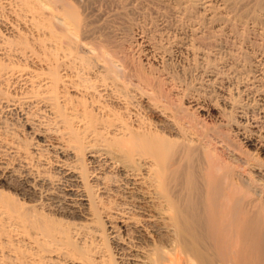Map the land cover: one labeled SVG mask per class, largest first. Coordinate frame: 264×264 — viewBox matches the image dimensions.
<instances>
[{
	"label": "rangeland",
	"instance_id": "1",
	"mask_svg": "<svg viewBox=\"0 0 264 264\" xmlns=\"http://www.w3.org/2000/svg\"><path fill=\"white\" fill-rule=\"evenodd\" d=\"M69 1H72L71 3L73 4L76 3L75 8L72 7V9H76L75 11H77V14L80 15L75 17L76 19L79 18L78 21H80L79 24H76L78 26L80 24L83 26L82 27L80 25V27H77V31L79 30L78 28H81L80 30L82 31L79 30L78 33L77 31H74L76 33L74 34V36L73 34H67V31L65 30L64 32L63 29H61L62 27H58V24H55L56 22H54L56 21L54 20L55 18H52L51 12L47 10L43 11V9H41L42 7L38 6L39 4L37 5L36 0H0V107H2L0 108V192H2L3 195L5 194L4 196L9 197L12 202H15L14 205H17L16 207L19 206L20 209H18L20 212L27 214L26 216L31 217V219H36L38 224L41 223L39 224V228H30V226L24 228L26 230V234L25 232H23L24 234L15 236L12 235V233L11 237L9 238L8 233L5 238L12 241L11 244L14 243L15 247H12H14V249L17 248V256H21L20 254H18L21 250H23L25 254L27 252V254L23 257L24 253H22L23 251H21L22 256L20 259L23 258L24 260H26L25 256H27V262L33 263L38 262L40 257H28V255H31L28 252L32 250L31 246H33L30 242L31 236H36L37 234V236L40 238L41 236H43V232L47 233L52 229H56L54 232L61 231V234L58 233L59 235H62L61 237L71 239V243H74L77 246H79L80 241L83 242L86 240L85 243L88 242L87 244H89V242H91L90 239H92L93 241V239L95 238L96 241L98 239V243L102 242V245L100 244L101 246H104L102 247V251L100 253H97L98 255H96V253H93L95 255H92V259L97 263L100 262L101 259L103 260L110 258L112 255L111 253L115 254L116 256L118 251L122 250V247L123 250L120 252L126 250L127 248L125 247H139L138 249L144 248V250H149L150 253H155L156 251V253L153 254L157 255L159 259L160 257H162L160 256L162 255L161 249L163 251V248L165 249L172 247L170 246V238L174 236L169 235L164 227L166 224L165 221L167 220L165 219V221H158L159 219H157L158 216L156 214L161 210L160 208L162 206L158 203V208L157 202L153 200L154 198L152 199L154 195L152 194L154 187L151 186L150 181H146V178H144L145 175H141L140 177L136 178L139 182L141 181L140 183L135 178L133 180L129 179L128 184H132V188L135 189L121 190L119 189V182L122 183L123 181L125 182V180H123V177L119 173L115 172L112 169H109L110 172L105 171V179L103 178L104 180L102 179V181H104L106 184L108 183L110 192L102 194L101 192H95V202L91 209H89V211L86 209L82 211L78 208L73 209L68 205H65V203H61V205L56 203V206H53L50 203H45L47 202L46 197L43 198L40 195L35 194L33 197L26 198L22 196L15 188L14 185L16 184L19 176L21 177L25 172L23 173V170L18 168L19 166L17 164V157L13 155L12 150L17 149L19 150L20 155L27 154L29 156L28 161L32 165V168H30L28 171L30 173V176H33L32 174L35 172V170L39 173L44 172L45 174L43 173L42 178L49 179L51 184L54 186L61 178V175L55 173V169L60 170L58 165H61L63 161L68 163L70 161L75 162V164H77V166L79 165L78 167L80 169L82 168L83 172H85V176H87L88 178H86V183L90 186L93 193L96 189L95 187H99L101 184L98 181H94L91 177L92 172L95 173V170L97 169L95 167L99 164V162H97L96 160H93L94 163L89 162L87 154L91 150L98 149L100 146H107L109 150H112V148L108 146L117 138L121 139L124 133H127L129 135L134 134H130L129 131H138L135 132V136L141 133L140 136L144 134L145 136L147 135L146 137H149L148 134H150V136L153 134L152 136L154 138L157 137V139H161L160 145L163 149L164 157L171 162L175 160H184L185 162L183 164L187 163V158L183 156V150L186 147H198L202 152H212L213 146L201 143L197 139L191 138L186 129H184L183 126L177 123V114H181L182 116L186 115L187 117L195 119L196 122H198L206 131L214 132V134H218L222 138L228 140L234 146H238V148H240L241 150L248 152L249 149L240 142L236 133H234L235 126L233 124L236 117L231 122L232 124L230 122L228 123V117L220 119L216 110H213V116H211L208 115L205 110H196V107L193 106L189 101L194 97L199 99L202 98V101H205L206 103L210 102L209 104H213V106L217 107V109L223 108L221 96L222 94H224V92L221 91V89L226 90L229 93V96L232 97V101H234L235 103L237 100V103H239L241 102L240 99L243 100L244 97L246 98L247 96L243 97V94L241 95V93L239 92V90H242L241 88H239L240 86L237 81L239 77L234 76L235 74L233 75V73L230 72L229 68H234V65L236 66L242 61L248 64L249 59L246 60L247 56L245 54L246 52L247 55L248 53L250 54V51L252 50H250L249 47L247 49V45H244L246 42L243 43V46L240 43V41L242 42V40L238 37H234V40L233 38H231L232 42H230L229 45L225 47L223 46V49L221 48L216 51L214 49L210 50V47L207 48L205 46L206 44L204 46L201 45V43L199 45L197 44L199 42H196V40H194L195 36L200 35L201 37L202 35L207 34L206 32H208V30L205 24L202 23L201 25L199 21H197V23L195 21L194 23L193 20L198 19V15L201 14L200 11L203 12L205 6L203 1L206 0H190V2L193 1V3L191 2V4H194L192 5V7L194 6L192 9V13L194 14L193 10L198 13L192 15L190 14V12L188 14L193 18L194 16H196L194 19L192 18L193 20L191 19L192 21H186L185 19H183H189L190 16L186 17L187 15L181 16L180 14H173V12L169 10V6L165 7V3V5L161 4L162 2L156 3L157 1L154 2V0ZM211 1L213 5L215 4L214 6H223L221 0H207V2L210 3ZM73 4L71 5L73 6ZM170 13H172L171 16H167L168 14L170 15ZM74 15L76 16L75 13ZM175 15L177 17H180L176 19ZM182 19L184 21H182ZM188 21H191L192 23H189ZM192 24H194L195 26ZM85 26L88 28L87 30H90L91 28L90 31L92 32L90 33L92 34H89V31L87 32L84 30L86 28ZM193 26L196 27V29H194ZM180 27L184 28L182 29ZM240 27L238 29L241 33L239 34L238 32V35H243L242 30L244 29L242 26ZM191 28H193L195 32L191 30ZM245 28H247V26ZM191 31H193L192 33H194L195 36H192L193 34L191 33ZM84 32L85 35H83ZM64 33H66L68 36L70 35L71 39H69L67 36L69 40H72V38L75 40V38H77L78 41L76 42V40H72L73 43L70 42V44L69 40L65 38L66 36L64 37ZM71 35L73 37H71ZM191 36L194 37L193 40L195 43H193V46L199 48V46L201 45L200 50H196L195 47H193L196 51L195 53H193V51H189L188 53V50L184 49L187 43H185L184 45L183 42L186 40L189 43L192 38ZM234 41L236 42L235 44H237V46L235 45L236 47L233 44ZM181 43L183 48L180 45ZM70 45L72 46V48ZM84 45H89V48L94 46L93 49L91 48L92 51L94 49L98 51L100 48L101 51L104 50L102 54L99 50L101 56L108 54L110 57L107 55L105 56H107L108 58H113L114 61L118 63V67L120 66V68L122 69H120V74L124 75V72L128 77L126 78V76L124 75L123 80L124 78H126V80L128 81L131 78V82H125L124 80L123 83L125 84H123L122 79H120L119 81H121V83L123 84L122 85L119 81L112 80V78H114L113 74L112 76L110 75V77H112L111 80H108V78L110 77H107L106 75H109V71L107 74L104 72L107 71V68H103V70L99 67L98 69V66L95 64V62H92L94 60H92L91 55L94 54L89 52L87 46L84 47ZM239 46L241 49L243 48V50H240V48H238ZM97 47L100 48L98 49ZM163 47H166V50ZM178 47H180L181 49H179ZM67 48H69V50ZM158 49H161V52ZM164 50L167 53H165ZM88 52L91 55H89ZM211 52H213L214 54ZM234 52L236 54H234ZM208 54L211 56H209ZM237 54L240 55V57L237 56ZM88 55L91 57V59ZM233 55H235L236 58L233 57ZM95 56L96 55H94V57ZM81 57L83 59H81ZM243 62L241 64H245ZM123 68H125V70ZM248 68L250 69V67L248 66L247 68H245V70L243 69L245 72L242 71L243 73L240 77H243L245 79V77L248 78V75L253 74V71L251 72ZM58 71L60 72V74H57L59 73ZM78 71L80 74L82 72V74L85 75V79H83L82 74H77ZM263 71L264 65H261L257 74H263ZM103 75L105 76L104 81ZM210 79L215 80L218 83L215 82L214 86L212 85L211 87H208L207 84ZM71 80H73L74 82L76 81L75 83H78L79 86H82V82L84 85L85 80V82H88L85 83L86 85L89 86L92 84L91 86H94L95 88L93 87V89L95 90H91L92 93H94L91 97V100L89 97L88 99H86V97L82 98L80 93H78L81 86H78V89H76L75 87L73 89L70 84ZM92 80L95 82H93ZM113 81L114 84L115 81H117L118 84L120 83L122 86L125 85V87L123 88L122 86H118V84H116L117 86H114V84H111L113 83ZM108 84H110V86ZM134 84H137L140 88ZM103 86L110 87V89L112 87L113 88L111 90H104ZM119 87L122 89V92L125 90L124 92L126 95L124 94V92L121 93V89H118L119 91H117V88ZM115 92H118V94ZM119 92L121 94L120 96ZM107 93H110V95ZM123 94L125 99H129L128 101L122 98ZM43 98L46 99V101L43 100ZM28 99H35V105L33 104V107L31 106L23 108L20 113L18 111V113L8 112V114L7 110H4V106L7 103H9L10 106L11 104L19 102L20 105H24L23 102ZM92 100L94 101V103L90 106L88 102ZM37 101H41V104H39ZM83 102H85L88 107H85V104ZM45 104L49 106L55 105V109L57 106V112L62 108L63 112L59 111V113H61L62 116L64 115V117L61 116V119L63 118L61 125L63 126V128H67V131L65 130L67 132L66 134L57 132V135L55 134L56 132L52 133V131L45 130V126H49L48 124L44 125V123H46L45 121H47V118H45L44 114L42 113V109ZM80 105L83 107H81ZM104 105L107 106V110L105 108V112L104 109H102L104 107H99ZM95 107H97L101 111H97L98 109ZM85 110L86 112H84ZM102 110L103 114L101 113ZM87 112L88 114H86ZM89 113L91 114V116ZM5 115L8 117H6ZM24 115L25 117H27V119L25 118V120L23 119ZM85 116H87V119L85 118ZM118 117L120 118L119 121ZM108 118L110 119V122ZM111 120L112 124L114 125L111 124ZM124 121L125 123L127 122V126L131 127V130L126 129V125L123 124ZM115 122L117 124H115ZM242 122H244V120H242ZM140 124L141 126H139ZM141 128H148L149 130L144 129L142 131ZM115 135L121 137L116 138ZM65 137H67V139H65ZM109 140L112 141L109 142ZM106 142H109L110 144L108 143L107 145ZM47 143H52L51 145H53V148L44 147V144ZM64 145H72L71 147L67 148L68 151H65V153H68L67 160L66 157H61L60 152L57 151L59 150V147L62 148ZM37 154L40 155L38 156ZM42 154H44V156ZM256 157H258V160H260L264 164V152L263 154H257ZM47 158L49 160H47ZM46 161H48V164H43ZM49 162L52 164H50L51 166L49 165ZM18 169H20L21 171H19ZM7 178L8 180H5ZM139 178H142V180H140ZM116 179H120L119 182H117ZM135 181L139 184L137 185ZM38 182L39 181H37V184L40 183ZM51 184L50 186H52ZM91 184H93L94 187ZM148 185L151 187L150 190L152 192L148 191V189L150 188ZM115 187L116 189H119V191L116 190ZM221 192V185L217 186L214 189V193L216 195H219ZM133 195L136 196V199L137 196L141 197H138L139 200H136L134 199L135 197ZM50 196L54 197L55 200L56 198L57 200L60 199L57 194H52ZM124 196H126V198H124ZM149 197H151L150 200L152 201L149 200ZM212 199L215 200L216 198ZM143 201H146L147 203H144ZM62 202H65V200L63 199ZM128 205L132 206L128 208ZM135 206L139 209H137ZM138 206H140L141 208ZM146 210L149 213L146 212ZM118 211L126 214H124L123 216V214L121 213V217ZM147 214H149L150 216ZM110 215L113 217L111 218ZM116 216L118 217L116 218ZM150 217L151 219H148ZM248 217H253L252 213L249 214ZM124 219L125 221H123ZM110 221L114 222L113 224L116 229L119 230L122 242L125 245L121 244L119 246L108 237V231H110L109 225L112 224ZM120 221H123V223ZM160 223L162 224V226H160ZM122 225L127 228L124 230V228H121ZM234 227L235 232L238 234L236 244L233 248V251L235 252L233 253L235 259L237 257L235 264H264V248L255 246L251 230L249 228L248 230H246V226L239 223L234 224ZM120 228L122 230H120ZM75 231H80V235L76 236ZM192 232V230H188V242L186 244L189 248V251L197 256V260L195 259V261H197V264H229L228 262H224L226 261V259L222 256L224 255L227 258L228 252L226 253V255L225 253H220L219 250H217L218 252H216L215 250L212 251L210 249V246L207 245L208 243L205 241L202 242V245L205 246L206 250H199L197 245H193L191 243V238H193L191 237ZM246 234L248 235L250 245L249 251L247 252L243 249L244 236ZM167 235L170 236L169 239L167 238ZM136 237L138 238V240H136ZM127 239L129 240V242ZM127 242L131 245L129 246ZM138 243H140L141 245H138ZM144 243L147 245L149 244L151 246H149L150 249L148 247H145L147 245H145ZM114 246H117L118 248ZM140 246L143 247L141 248ZM151 249H154L155 251ZM85 252L87 253V251ZM233 254L229 253V255L231 256ZM235 254L237 256H235ZM41 256L46 259H56V255H54V253L52 252H48ZM23 259L21 261H23ZM54 263L57 264L58 260H54Z\"/></svg>",
	"mask_w": 264,
	"mask_h": 264
},
{
	"label": "bare ground",
	"instance_id": "2",
	"mask_svg": "<svg viewBox=\"0 0 264 264\" xmlns=\"http://www.w3.org/2000/svg\"><path fill=\"white\" fill-rule=\"evenodd\" d=\"M36 1H37V5L39 4L38 6H41L42 8L41 7L40 8L43 9V11L47 10V11L51 12L52 18L53 17L55 18L54 20H56V21H54V22H56L55 24H58V27H62L61 29H63V31L64 30L67 31L66 32L67 34L68 33L73 34V36H74V34H76L74 31H77V27H80V25H81V24L79 26L77 25L80 23V21H78L79 18H77V19L75 18V17L80 16V15L77 14V11H75L76 9H74V10L72 9V7L75 8L76 3L73 4V3H71L72 1H69V0H36ZM67 1L70 3H68ZM155 1H157L156 3H158V2H162L161 4L165 3L166 4V5L164 4L165 7L169 6V8H170L169 10H171L173 12V14L174 13L177 15L180 14L181 16L187 15L186 17L190 16V15H188L190 12H191L190 14H192V15L198 14L197 12H195V10H193L194 14L192 13V9L194 7V6L192 7V5H194V4H191V2L193 3V1L190 2V0H154V2ZM221 1L223 4V6L221 5L222 7H219V6L217 7V5L214 6L215 4L213 5L212 1H211V3L207 2V0L203 1L205 6L203 9V12L200 11L201 14L198 15L197 20L194 19L196 16H194V18L190 16L189 19L188 18L186 19L183 17L182 18L185 19L186 21L191 20L193 18L194 20L193 19L192 20L194 21V23H195V21H196V23H197V21H199L201 25L203 23V24H205V26H207V30H208V32H206L207 34H204L201 37H200V35H198L199 37L196 35L197 36V38H196L194 33H192L193 31L195 32V30H193V28L196 29V27H194L195 25L192 24V25H194L193 28H191V30H193V31H191V33L193 35L192 34H190V35L195 36L194 40H196V42H199V43H197L198 45L200 43L203 46L206 44L205 46L207 48L210 47V50L214 49L216 51L218 49H221L223 46L225 47V46L229 45V43L232 42L231 38H233V40H234L235 39L234 37H236V38L238 37L239 39H241L242 42L240 41V43L242 45H243V43L246 42L244 45L245 46L247 45L246 46L247 49L249 47L250 50H252V51H250V54L248 53V55L246 52L247 49L245 51L246 54L244 53L248 57V58L246 57V60L249 59L248 64L241 60L245 64H241L242 62L241 63L238 62L239 64H237L236 66L234 65V68L230 67L229 69H230V72L233 73V75L235 74L234 76L239 77L237 81H238V84L240 86L239 88H241L242 90H239V89L238 90L241 93V95L243 94V97L244 96H247V97L246 98L244 97L243 100L240 99L241 102L237 103V101H238L237 100L235 103L234 101H232V99H231L232 97L229 96V93L226 90L221 89L223 87L222 86L220 89H221V91L224 92V94H222V96H221L223 108L217 109V107L213 106V104H209L210 102L206 103L205 101H202L201 100L202 98L199 99V98L194 97V98H191L189 102L193 106L196 107L195 108L196 110L197 109L198 110H205L206 113L208 115H211V116H213L212 115L213 110H216V112L218 113V117L220 119L224 118V117L225 118L228 117L227 118L228 123L229 122L231 123L234 120V118L236 117L237 119L235 118L234 124H233L235 126L234 133H236L240 142L243 143V145L245 147H247L250 152L249 151L246 152L244 150H241L240 148H238V146H234L228 140L222 138L218 134L217 135L214 134V132L206 131L198 122H196L195 119H193L191 117H187L186 115L182 116L181 114H177V116H176L177 118L174 117L177 119V123L179 125L183 126L184 129H186L188 134H190L191 138L197 139L201 143H205L207 145L213 146L212 152H202L201 149L198 147H186L183 150V156L187 158V163L183 164L185 162L184 160H175V161L171 162V161H168L164 157L163 149L160 145L161 139H157V137L154 138L152 136L153 134L151 136H150V134H148L149 137H146L147 135L145 136L144 134H142L143 136L142 135L140 136L141 133L138 134L137 136H135L136 135L135 132H138V131L132 130L131 132L129 131V133L130 134L134 133L133 135H129L127 133H124V135L122 136L121 139H118L117 137H121V136H116L117 135L116 134L115 137L118 140L115 138L116 140L114 139L115 141H113L111 144L109 142H111L112 140L111 141L109 140V142H106L107 145H108V143L110 144L108 147H111L112 150H109L107 148V146L106 147L100 146L96 150L90 149L91 151L87 154L88 155L87 158H89L88 159L89 162H93V160L94 161L96 160L97 162H99V164L98 165L96 164L97 166L95 167L97 169L96 170L94 169L95 173L92 172L93 170L91 171L92 172V174H91L92 179L94 181H98L99 183H101L99 187L97 186L98 185L97 183H96L97 185L95 184L97 187H95L96 189L94 190V193H93L90 186L86 183L87 176H85V172H83V169L82 168L80 169L78 167L79 165L77 166V164H75V162L70 161L68 163V162L63 161L62 164L60 163L61 165H58L60 170L55 169V173L61 175V178L58 180L57 184H55V186H54L51 184L49 179H43L42 178L44 172L43 173L40 172L41 173L40 174L38 171L35 170V172L33 171L34 173L32 174L34 177L30 176V173L28 171L30 168H32V165L28 161L29 156L27 154L26 155H20L19 150H17V149L12 150L13 155L15 157H17V161H18L17 164L19 166L18 168L22 169L23 173L25 172L24 175H22L23 177L19 176L22 172L18 175L19 178H18L16 184L14 185L15 188L19 191V193L22 196H24L26 198L33 197L35 194H38L43 198L46 197L47 202H45V203L46 204L50 203L53 206H56V203L59 205H61V203H65V205H68L69 207H71L73 209L78 208L81 211L85 210V209L89 211V209H91V207L93 206V204L95 202V192H97V193L101 192V194L110 192L109 191L110 189L108 187V183L106 184L104 181H102V179L104 178V175H106L105 171L110 172L109 169H112L115 172L119 173L123 177V180H125V182L122 180L123 182L121 183V182H119V180L121 179L120 177H119L120 179H118V180L116 179L117 182L120 183L119 189H121V190L135 189V188H132L133 187L132 184H130V185L128 184L129 179L133 180L134 178L136 179L137 177H140L141 175H143V176L145 175L144 178H146V181L147 182L150 181L151 186L154 187V190H153L154 193H153L150 190L151 187L149 185L148 186L150 188L147 186L149 188L148 191L149 192L151 191L152 194H154L152 199L154 198L153 200H155L157 202V207H158V203H159V205L162 206L160 208L161 210L160 211L158 210L159 212L156 214L158 216L157 219H159L158 221H160V220L165 221V219H166L167 221H165L166 224L164 227H165L166 231L169 233V235L174 236V237L170 238V241H171L170 246H172V247L165 248L166 250L163 248V251L161 249L162 255H160V256H162V257H160L158 259V256L154 255L156 253V251L154 249H151V250L155 251V253L153 252L154 253L153 254V253H150L149 250L147 251L146 248H145L146 250H144V248L138 249L139 247L135 248V247H125L124 246L125 248H127L126 250H124L125 252L124 251L120 252L123 250V247H122V250L118 251L116 256H115V254L111 253L112 255L110 258H107V256H106L107 259H103V260L101 259L100 262L97 263V262H94L95 260L92 259V255H95L93 253H96V255H98L97 253H100L102 251V249H103L102 247H104V246H101L102 242L98 243L97 242L98 239L96 241L95 240L96 238H95V239H93V241H92V239H90L91 242H89V244H87L88 242L85 243L86 240L84 239L85 240V241H83L84 244H83V242L80 241L79 246H77L74 243H71V239L61 237L62 235L58 234L61 231L60 232L59 231L54 232L56 229H54V230L52 229V230L48 231L47 233L46 232L42 233V235L45 238L43 236H41L39 238L37 236V234H36V236H31V238H30V242L32 243L33 246H31L32 250H30V252H28L31 254V255H28V257H30V256H33V258L40 257L39 261L34 262V263L33 262H27V256H25L26 260H24L22 258L23 261H21L22 260V259H20L22 256L21 251H23V250H21V251L18 250L20 252L18 254H20L21 256L20 257L17 256L16 255L17 248L14 249V247H15L14 243L11 244L12 241H10L9 239H6L5 236L8 233H9L8 234L9 238L11 237L12 233H13L12 235H15V236L24 234L23 232L26 231L24 228H26L27 226H30V228H39V224H41V223L38 224L36 219H31V217L26 216L27 214L20 212L19 206L16 207L17 205L16 206L14 205L15 202H12L9 197L4 196L5 194L3 195V193L0 192V264H35V263H37V264H55L54 260H58L57 264H197V261H195L197 256L192 254L191 251H189V248L187 247V244H186L188 242V235H187L188 230L193 231L191 234V237H193V238H191V241H192L191 243L193 245H197L199 250H206L205 246L202 245V242L205 241L208 243L207 245L210 246V249L212 251L215 250L216 252H218L217 250H219L220 253L222 252L225 254L228 252V255L226 254L227 258H226V256L221 254L223 256V258L226 259V261H224V262H228L229 264H233V263L235 264L237 257L235 259L234 254H233L235 252L233 251V248H234V245L236 244V239L238 238V234L234 230V228H235L234 224H237V223L246 226V230H248V228L251 230V232L253 234V242H254L255 246H257L259 248H264V164L260 160H258V157H256L257 154H263V152H264V73L263 74H257L259 72V67L261 65H264V0H221ZM71 4H73V6ZM73 11H75V12H73ZM74 13L76 14V16L74 15ZM171 14L172 13H170V15L168 14L167 16H171ZM165 16H166V14H165ZM172 17H173V15H172ZM178 17H180V16H178ZM178 17L176 16V19H178ZM50 19H51V17H50ZM183 19H182V21H184ZM239 25L242 26L244 29V30H242L243 31V35L241 34L242 36L238 35V32H239L238 28L240 27ZM177 26H179V25H177ZM185 26H186V24H185ZM246 26H247V28H245ZM89 28H90V26H89ZM180 28H182V27H180ZM74 29H76V30H74ZM78 29L80 30L81 28H78ZM87 29L88 28L86 27L84 30L87 32L89 31V34H92V33H90V32H92V31H90L91 28H90V30H87ZM79 30L77 31V33L79 32ZM80 31H82V30H80ZM66 33H64L65 35L63 34L64 37L66 36L65 38H67V36H68ZM80 33H82V32H80ZM240 33L241 32H239V34ZM83 35H85V32L83 33ZM73 36L71 35V37H73ZM162 36H164V35H162ZM77 37H78V34H77ZM188 37H189V35H188ZM68 38L71 39L70 35L68 36ZM193 38L194 37H192L190 40L191 43L189 41L190 44L185 40L186 38L184 39L185 40L183 42L184 45H185V43H187L186 47L184 46L185 47L184 49L188 50L187 51L188 53H189V51H193V53L196 52L193 47H195L196 50H198V49L200 50L201 45L199 46V48L196 46H193V43H195ZM64 39H62V40H64ZM72 40L73 41L76 40V42L78 41L77 38H75V40L72 38ZM72 40H69V43L70 42L73 43ZM78 43H80V42H78ZM235 43L236 42L234 41V43H233L234 46L235 45L237 46V44H235ZM172 44H175V43H172ZM176 45H178V44H176ZM180 45L182 47V43ZM180 45H178V46H180ZM242 45H241V47H242ZM60 46H61V44H60ZM65 46H66V44H65ZM86 46H87L89 52H91L92 54L97 56V57L96 56L94 57V55H91L88 52V54L91 55L92 60H94L92 62H95V64L98 66V69H99V67L101 69L107 68V71H104L106 74L109 71V75L108 74L106 75L107 77L108 76L110 77V75L112 76V74H113L114 78L110 77V78H108V80H111V78H112V80H117V81L122 79V83L124 80H125V82L127 81L126 78H128V77L123 72V74L126 76V78H124V80H123L124 75L120 74L121 68H120V66L118 67V65H117L118 63H116L113 58H108L107 57V56H109L108 54H105L107 56H105V55L101 56V54L103 53L104 50L101 51L100 50L101 48L99 47L100 48L99 49L97 47L101 52V54H100L99 50L97 51L96 49H94L96 51H94V50L92 51L94 46L93 47L90 46L92 49L89 48V45H86ZM86 46L84 45V47H86ZM71 48H72V46H71ZM167 48H168V46H167ZM178 48L181 49L180 47H178ZM238 48H240V46ZM67 49L69 50V48H67ZM73 49H75V48H73ZM165 50H164V52H165ZM240 50H243V48L242 49L240 48ZM94 52L95 53L97 52V53L95 54ZM213 52H211V53H213ZM165 53H167V52H165ZM98 54H100V55H98ZM234 54H236V53L234 52ZM231 55H232V53H231ZM209 56H211V55H209ZM237 56L240 57V55H238V54H237ZM91 57H90V59H91ZM93 57H94V59H93ZM233 57L236 58L235 55H233ZM244 58H245V56H244ZM81 59H83V58L81 57ZM84 59H87V58H84ZM236 62H234V63H236ZM247 66L250 67V69L249 68L248 69L251 72L253 71V74L248 75V78L245 77V79H244L243 77H240V76H242L241 75L243 73L242 71H244L245 68H247ZM123 69L125 70V68H123ZM85 73H86V71H85ZM57 74H60V72ZM77 74H80L79 71L77 72ZM77 74H76V76H77ZM81 74H82V72H81ZM128 74H129V72H128ZM76 76H75V78H76ZM82 76H83V79H85L84 78L85 75L82 74ZM104 77L105 76L103 75V78ZM129 78H130V76H129ZM215 78H216V76H215ZM78 79H79V75H78ZM104 80H105V78L103 79V81ZM130 80H132V79L130 78ZM130 80H128L127 82H129ZM208 80H209V78H208ZM85 81H84V85H83V82H82V86L80 85L81 88L79 89L78 93H80L82 98L86 97V99H88V97H89L91 100V97L94 94V93H92V91L95 89H93L94 86L93 87L91 86L92 84L89 86L86 85L85 83H88V82H85ZM117 81H115V84H114V81L111 84H114V86H115L116 84H118ZM75 82L73 80L70 81L71 87L73 89H74V87L76 89H78L79 84L77 83L78 84L77 85ZM78 82H79V80H78ZM93 82H95V81H93ZM119 82L121 83V81H119ZM215 82H217V81L210 79V81H208L207 86L208 87H211L212 85L214 86ZM119 84H118V86H122L125 83H123L122 85L121 84L119 85ZM238 84H237V86H238ZM105 85H107V84H105ZM108 85L110 86V84H108ZM134 85L139 87L137 84H134ZM104 86H103L104 90H111L113 88L112 87L110 89V87H104ZM122 87L124 88L125 85ZM115 89H116V87H115ZM118 89L120 90L121 88L120 87L117 88V91H119ZM113 91H114V89H113ZM123 92L121 89V93H123ZM115 93L118 94V92H115ZM107 94L110 95V93H107ZM124 94H125V92H124ZM124 94H123V97L121 96L123 99H125ZM120 95L121 94L119 92V96ZM43 100L46 101V99H44V98H43ZM93 100L88 102L90 104V106H91V104L93 105V103L95 101V100L94 101ZM125 100H127V98ZM220 101H221V99H220ZM34 102H35V99H28V100H25L23 102L24 105H22V104L20 105V102H19V103L11 104V106H10V104L7 103L4 106V108H5L4 110H7V113L8 112L9 113H13V112L18 113V111L20 113V111H22L23 108L31 107L34 104ZM37 102L39 104H41V101H37ZM83 103L85 104V102H83ZM54 106L55 105L49 106V105L45 104V106L42 109V113L44 114L45 118H47V121H45L46 123H44V125L45 124L49 125V126H47V125L45 126L46 127L45 130L46 131L47 130L52 131V133L56 132L55 134H57V132H59V133L61 132V134H66L67 128L65 129V127L63 128V126L61 125L63 118L61 119L62 115H61V113H59V111L60 112L62 111V108H61V110L59 109L57 112L58 107L56 106V109H55ZM86 106L87 105L85 104V107ZM94 106H92V107H94ZM81 107H83V106H81ZM99 107H104V108H102V109H104V112H105V108L107 110V106H105V105L99 106ZM0 108H2V107H0ZM95 108H97V107H95ZM97 111L100 112L101 110L98 109ZM84 112H86V110ZM101 113L103 114V110ZM86 114H88V112ZM25 115L23 117L24 120H25V118L27 119V117H28L27 115H26L27 117H25ZM83 116H84V113H83ZM90 116H91V114H90ZM6 117H8V116H6ZM62 117H64V115ZM86 117L87 116H85V118ZM241 118H242V120H244V122H242ZM119 120H120V118L118 119V121ZM64 122H65V120H64ZM109 122H110V119H109ZM116 122H115V124H117ZM111 124H112V120H111ZM111 124H110V126H111ZM123 124L126 125V129L131 130V127L127 126L128 125L127 122L125 123V121H124ZM112 125H114V124H112ZM139 126H141V124ZM145 128H141V130L143 131ZM126 129H124V130H126ZM132 129H133V127H132ZM147 129H145V130H147ZM61 134H60V136H61ZM60 138H63V137H60ZM65 139H67V137H65ZM48 142H49V140H48ZM44 143H45V141H44ZM51 144H48V143L44 144V147L53 148V145H51ZM104 145H106V144H104ZM71 146L72 145H70V146L64 145L62 148L59 147V150H57V151L60 152L61 157H66V160H67L68 159L67 158L68 153H65V151H68L67 148H69ZM37 150H39V149H37ZM44 151H46V150H44ZM59 152H57V153H59ZM42 155L44 156V154H42ZM39 158H41V157H39ZM47 160H49V159L47 158ZM47 162L48 161H46L43 164H48ZM50 164L51 163L49 162V165ZM20 169H18V170L21 171ZM146 175H147V177H146ZM88 176H89V174H88ZM8 178L5 180H8ZM93 180H92V183H93ZM140 180H142V178ZM37 181H39L40 183L38 182L39 184H37ZM138 182L135 181V183H137V185L141 181L139 183ZM112 183H114V182H112ZM129 183H131V182H129ZM50 184L52 186H50ZM91 185H93V184H91ZM219 185H221V187H222V192L219 195H216L214 193V189ZM93 187H94V185H93ZM142 187H144V186H142ZM115 189H116V187H115ZM119 189H116V190L119 191ZM142 189H145V188H142ZM125 191H123V192H125ZM52 194H55V195L57 194V196L61 200L59 198H58L59 200H57V198L55 200L54 197L50 196ZM152 194H149V195H152ZM119 195H120V192H119ZM124 195H125V193H124ZM138 195H139V193H138ZM129 196H130V194H129ZM129 196H127V197H129ZM144 196H146V195H144ZM134 197L133 198L136 199V196H134ZM138 197L139 196H137V199H138ZM124 198H126V196H124ZM150 198L151 197H149V200H150ZM212 198H216V199L213 200ZM63 199L65 200V202H62ZM149 200H147V201H149ZM150 201H152V200H150ZM144 203H147V202L145 201ZM53 206H52V208H53ZM130 206H132V205H130ZM130 206L128 205V208H130ZM138 207H140V206H138ZM142 207H144V206H142ZM137 209H139V208H137ZM147 210H146V212H148ZM61 211H63V210H61ZM121 213L122 212H119L120 216L122 217ZM251 213H252L253 217H248L249 214H251ZM122 214L124 216V214H126V213H122ZM147 215H149V214H147ZM156 215H155V217H156ZM112 217L113 216H111V218ZM117 217L118 216H116V218ZM148 219H151V217ZM113 221H110L112 224L109 225L110 231H108L109 234L108 233L107 234L109 235L108 237L114 241V243H116L120 246L121 244H124V243L122 242L121 235L119 234L120 232L114 226ZM123 221H125V219ZM123 221H120V222L123 223ZM162 224H163V222H162ZM162 224L160 226H162ZM121 228H124V230H125L127 227L125 228V226L122 225ZM121 228H120V230H122ZM160 229H162V228H160ZM25 234H26V232H25ZM75 235L79 236L80 231L76 232ZM140 237H142V236H140ZM164 237H165V235H164ZM169 237L170 236L167 235L168 239H169ZM42 238H44V239H42ZM142 238H144V237H142ZM81 240H83V239H81ZM136 240H138V238ZM128 242H129V240H128ZM131 242H132V240H131ZM165 242H166V240H165ZM139 244L140 243H138V245ZM128 245L130 246L131 244L128 243ZM135 245H132V246H135ZM145 245H147V244H145ZM12 246H14V247H12ZM149 246L150 245L148 244L145 247L149 248ZM168 246H169V243H168ZM106 247H108V246H106ZM114 247L118 248L117 246H114ZM249 247H250L249 238H248V235L246 234L244 236L243 249L247 252V251H249ZM85 251H87V253ZM48 252L54 253V255H56V259H54V260L52 258L46 259L43 256H41V255H44ZM22 253H24L23 257H24V255L27 254V252L25 254L24 251ZM229 253H232L233 255L231 256V255H229ZM214 254H216V253H214ZM155 256H157V257H155ZM235 256H237V255L235 254Z\"/></svg>",
	"mask_w": 264,
	"mask_h": 264
}]
</instances>
